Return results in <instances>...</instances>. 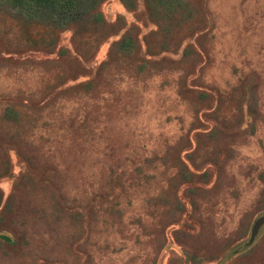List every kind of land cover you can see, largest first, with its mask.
<instances>
[{"label": "rangeland", "instance_id": "1", "mask_svg": "<svg viewBox=\"0 0 264 264\" xmlns=\"http://www.w3.org/2000/svg\"><path fill=\"white\" fill-rule=\"evenodd\" d=\"M190 2L198 38L104 1L125 27L91 72L129 27L140 54L112 55L88 89L69 31L66 58L0 41V214L15 242L0 264H264V227L221 262L264 215V0ZM189 43L198 56L178 62Z\"/></svg>", "mask_w": 264, "mask_h": 264}, {"label": "trees", "instance_id": "2", "mask_svg": "<svg viewBox=\"0 0 264 264\" xmlns=\"http://www.w3.org/2000/svg\"><path fill=\"white\" fill-rule=\"evenodd\" d=\"M104 1L106 0H0V15L10 21L8 27L5 23L4 27L0 22V41L11 46L10 49L5 47V53L21 56L32 52L47 54L57 52L60 57L66 58L68 49L59 47L58 40L60 33L69 31L74 61L81 70H87L89 75L86 80L81 82L80 86L87 89L91 88L94 85V75L96 76L102 72V69L112 59V55L118 53L122 57L127 58L132 56L138 57L140 54L139 46L131 34L133 27H129L124 31L122 36L112 43L108 58L101 61L95 70L91 72L87 63L94 57L99 45L125 27L121 16L117 17L116 22H110L103 16L99 7ZM118 1L129 11H135L140 2L147 14V18L168 37H171L175 29L179 30L184 26L188 30H193L192 34H194V38H198L203 34L201 32L202 27L195 25V28L194 26L195 9L190 0ZM10 33L15 34L10 36ZM155 33L157 32H151L149 35H154ZM148 38H144L143 40L145 43V53L154 56L157 54V51L151 49L152 46L148 42ZM166 48L162 47V49ZM194 48L195 46L192 43L182 47L178 62H183L192 55L198 56V52H195ZM173 49L171 51L174 53L175 49ZM139 68L143 69L145 66L142 64ZM91 73L93 74L91 75ZM4 113L13 122L19 118V113L13 111L11 108H6ZM178 161L184 166L179 158ZM5 164L4 172L7 171L6 160ZM184 170H186L185 167ZM2 196L3 193L0 190V208ZM5 218V214H0V243L13 249L15 247L14 239L2 230ZM263 227L264 225L260 229ZM247 248L249 246L246 242L231 250H227L223 254L224 257L221 262L223 263L229 259L235 250H245Z\"/></svg>", "mask_w": 264, "mask_h": 264}, {"label": "water", "instance_id": "3", "mask_svg": "<svg viewBox=\"0 0 264 264\" xmlns=\"http://www.w3.org/2000/svg\"><path fill=\"white\" fill-rule=\"evenodd\" d=\"M264 225V215L259 216L253 223L247 245L250 246L255 240L260 228Z\"/></svg>", "mask_w": 264, "mask_h": 264}]
</instances>
